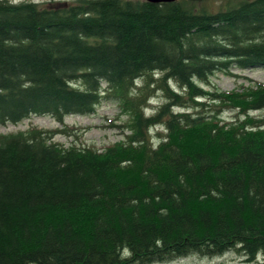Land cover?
Listing matches in <instances>:
<instances>
[{"label":"trees","instance_id":"1","mask_svg":"<svg viewBox=\"0 0 264 264\" xmlns=\"http://www.w3.org/2000/svg\"><path fill=\"white\" fill-rule=\"evenodd\" d=\"M258 68L264 0H0V125L128 116L101 150L0 135V264H264V84L210 83Z\"/></svg>","mask_w":264,"mask_h":264},{"label":"rangeland","instance_id":"2","mask_svg":"<svg viewBox=\"0 0 264 264\" xmlns=\"http://www.w3.org/2000/svg\"><path fill=\"white\" fill-rule=\"evenodd\" d=\"M12 1V0H11ZM25 0H20V2ZM33 2L46 1H68L73 0H29ZM232 75H225L217 73L210 78V83L220 91H231L239 89L240 86L247 87L251 82H261L264 84V68L251 70H232ZM207 88V87H206ZM211 89V87H210ZM214 89V88H212ZM163 103L161 95L155 91L154 97L150 100V107L146 110V114H152L156 111V107ZM252 116L261 117L264 111L253 112ZM234 112H224L220 117L228 122L234 119ZM128 121V116L121 112V108L116 102H101L95 112L91 115H73L67 116L60 124L51 116H30L28 119L13 125H0V135L15 134L17 132H24L35 128L42 131H58L71 130L69 134H55L53 141L69 147L76 145L78 147H93L101 150L102 148L112 145L123 138V132L126 129H120ZM162 128L156 127L150 130L151 139L156 144V134L161 132ZM125 134H128L126 132ZM263 261L261 255L257 256L256 262ZM247 263L244 258L236 252L231 251L220 257L215 258H201L197 256L186 257L178 259L168 264H255Z\"/></svg>","mask_w":264,"mask_h":264},{"label":"clouds","instance_id":"3","mask_svg":"<svg viewBox=\"0 0 264 264\" xmlns=\"http://www.w3.org/2000/svg\"><path fill=\"white\" fill-rule=\"evenodd\" d=\"M13 3H19L20 0H12Z\"/></svg>","mask_w":264,"mask_h":264},{"label":"water","instance_id":"4","mask_svg":"<svg viewBox=\"0 0 264 264\" xmlns=\"http://www.w3.org/2000/svg\"><path fill=\"white\" fill-rule=\"evenodd\" d=\"M171 1H174V0H171Z\"/></svg>","mask_w":264,"mask_h":264}]
</instances>
